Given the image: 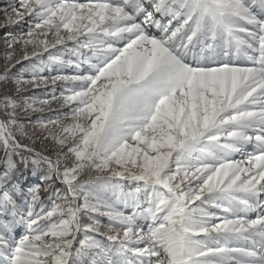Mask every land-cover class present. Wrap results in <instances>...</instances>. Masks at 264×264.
<instances>
[{
    "label": "snow or ice",
    "instance_id": "1",
    "mask_svg": "<svg viewBox=\"0 0 264 264\" xmlns=\"http://www.w3.org/2000/svg\"><path fill=\"white\" fill-rule=\"evenodd\" d=\"M3 11L0 264H264V0Z\"/></svg>",
    "mask_w": 264,
    "mask_h": 264
},
{
    "label": "trees",
    "instance_id": "2",
    "mask_svg": "<svg viewBox=\"0 0 264 264\" xmlns=\"http://www.w3.org/2000/svg\"><path fill=\"white\" fill-rule=\"evenodd\" d=\"M10 3V0H0V24L6 23L8 21H3L2 18L7 17L6 13L3 11L4 8L8 7ZM30 30L29 25H19L16 27H7L3 31H0V70H3L7 67L6 61H7V53L9 52V44H8V35L9 33H15L16 35L23 34ZM31 63V62H29ZM24 68L23 65H21L20 69H17V73H21V70ZM65 72V70H63ZM56 75L61 74V68H57V71L55 73ZM47 77H52L53 73L51 71L44 74ZM28 79H34L35 77L29 73L27 76ZM61 94H63V89L61 88ZM27 97H38L40 99H54L55 93L54 89H41L36 90L32 89L26 93L23 94ZM41 118L40 115H37L35 119L39 120ZM32 117L28 118V122L31 123ZM31 142V141H29ZM39 148H44V144L37 145ZM54 147V145H52ZM24 182L31 188L33 186H38L41 183H43V175H36V174H28L23 177ZM46 187V186H45ZM60 187H65L64 185H60ZM45 196L47 197V192L45 191Z\"/></svg>",
    "mask_w": 264,
    "mask_h": 264
},
{
    "label": "rangeland",
    "instance_id": "3",
    "mask_svg": "<svg viewBox=\"0 0 264 264\" xmlns=\"http://www.w3.org/2000/svg\"><path fill=\"white\" fill-rule=\"evenodd\" d=\"M7 20V17L3 18V21H6Z\"/></svg>",
    "mask_w": 264,
    "mask_h": 264
}]
</instances>
